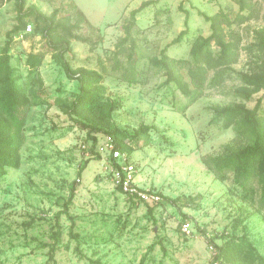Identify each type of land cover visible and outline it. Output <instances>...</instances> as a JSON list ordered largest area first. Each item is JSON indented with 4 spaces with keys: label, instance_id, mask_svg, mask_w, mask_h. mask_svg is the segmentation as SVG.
<instances>
[{
    "label": "rangeland",
    "instance_id": "obj_1",
    "mask_svg": "<svg viewBox=\"0 0 264 264\" xmlns=\"http://www.w3.org/2000/svg\"><path fill=\"white\" fill-rule=\"evenodd\" d=\"M146 1L27 0L24 10L35 7L46 16L57 11V18L69 15L72 21L76 11L85 16L87 23L78 33L87 41H71L65 58L73 69L102 71L104 102L118 105L110 117L111 129L132 133L141 125L152 128L147 144L128 141L133 149L129 160L135 184L158 194L157 202L132 200L117 190L106 149L109 136L94 135L100 158L94 159L87 130L75 122L79 118L53 105L55 98H73L76 81L52 59L33 16L24 20L32 25L31 34L9 38L17 25L16 1L2 0L0 52L8 43L16 83L37 104L26 117L20 167L0 179V264H211L216 247L232 234L244 235L263 259L255 264H264V212L255 202L241 200L231 176L220 181L204 164L224 145L242 143L231 127L210 123L212 108L244 103L252 109L260 100L264 116L263 92L249 101L235 95L241 85L236 73L246 72L253 60L247 50L253 31L264 26V0H254L253 19L241 25L233 21L238 7L232 0H159L137 14L131 32L136 46L128 60L130 42H119L130 12ZM219 13L231 22L224 21L223 28L228 40L233 33L239 43L238 62L220 87L195 90L192 98H185L173 84H164L163 71L149 60L160 58L163 50L171 59L189 60L194 40L210 34L202 15ZM182 31L181 42L172 44ZM29 54L40 58L37 70L26 65ZM130 64L136 68L137 84L127 81L133 78ZM147 206H154L151 213ZM185 220L189 235L180 231ZM57 229L60 239L54 243Z\"/></svg>",
    "mask_w": 264,
    "mask_h": 264
},
{
    "label": "trees",
    "instance_id": "obj_2",
    "mask_svg": "<svg viewBox=\"0 0 264 264\" xmlns=\"http://www.w3.org/2000/svg\"><path fill=\"white\" fill-rule=\"evenodd\" d=\"M15 1L17 25L8 34L9 38L11 39V35L18 34L25 27L24 20L26 18L33 16L37 24L36 31L40 32L42 37L47 40L52 51V59L61 67L68 79L77 83V92L73 94L71 100L55 98L53 105H56L64 114L79 118L75 122L87 130L88 138L92 142L90 152L93 153L94 159H100L97 152H94L97 143L94 135L98 133L108 135L114 149L125 153L129 159L133 149L128 145V141L139 142L142 139L147 144L148 134L152 128L141 125L132 133L119 128L111 129L110 117L118 105L116 102H104L105 87L102 84V71L88 67L73 69L65 58V55L70 51L71 41H87L84 36L78 33L80 26L87 23L85 16L79 11L75 12L74 21L69 15L57 18V11L46 16L35 7L24 10L27 0ZM158 1L143 2L137 9L130 12L127 26L124 28L125 36L119 42V46L130 42L128 60L132 59V53L136 46L131 32L137 24V14H140L146 6ZM232 2L238 7V14L233 20L236 24L241 25L253 19L254 0H232ZM1 3L2 0H0V5ZM202 17L205 22L209 23L210 34L206 38L200 36L194 40L190 48L189 60L171 59L165 50L161 52L160 58L152 57L149 60L152 67L163 71L164 84H173L185 98H192L195 90L205 87L210 89L220 87L229 79L233 71L231 67L238 62L239 58L238 41L234 39L233 33L228 40V35L223 28L227 17L223 13L214 16L202 15ZM230 23L227 20V24ZM186 24L187 18L185 19ZM184 33L185 31L180 32L172 44L180 43ZM58 49H61V52L55 54ZM9 50L7 43L0 52V179L7 174L9 169L16 170L20 167V150L25 140L26 117L29 108L37 104L32 102L25 90L16 83L14 69L10 64ZM247 50L254 55L251 66L246 72L236 73L241 85L235 90V95L244 101H249L256 93H264V26L253 31V42ZM39 59L36 55L29 54L26 65L30 70H37L40 64ZM129 70L133 78L127 81L130 84L139 83V80L134 78L136 71L134 65L130 64ZM182 71H185L187 79ZM36 82L39 86L42 85L40 77H37ZM260 108V100H257L252 109L247 108L244 103L212 108L213 116L210 123L221 121L225 127H231L242 143L224 145L220 154L206 157L204 164L220 181L231 176L234 185L241 194V200L245 203L255 202L258 209L264 212V116L261 115ZM113 165L117 167L114 161ZM117 190L123 193L119 185H117ZM73 195L74 191L71 192L66 207L71 203ZM257 195L258 199L255 201ZM128 198L134 199L131 196ZM147 208L151 213L154 206H147ZM52 237L54 243H57L60 239V230L57 229ZM225 238L222 246L216 247L217 253L212 262L255 264L258 260L263 261L244 235L235 236L232 234ZM54 251L55 246H52L50 259L53 258Z\"/></svg>",
    "mask_w": 264,
    "mask_h": 264
},
{
    "label": "built area",
    "instance_id": "obj_3",
    "mask_svg": "<svg viewBox=\"0 0 264 264\" xmlns=\"http://www.w3.org/2000/svg\"><path fill=\"white\" fill-rule=\"evenodd\" d=\"M32 32V25L26 24L19 33L22 37L29 35ZM106 149L109 151L110 158L117 164V167L113 170V175L115 177L116 184L121 187L122 192L136 200L157 202L159 197L155 194V192L143 190L135 184L133 179L134 167L132 163L127 158L125 153L114 149L111 139H109ZM180 231L184 235L190 234V223L187 220L180 224ZM212 264H218V262L214 261Z\"/></svg>",
    "mask_w": 264,
    "mask_h": 264
}]
</instances>
